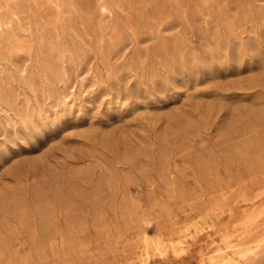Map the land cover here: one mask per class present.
I'll return each instance as SVG.
<instances>
[{
  "label": "rangeland",
  "instance_id": "obj_1",
  "mask_svg": "<svg viewBox=\"0 0 264 264\" xmlns=\"http://www.w3.org/2000/svg\"><path fill=\"white\" fill-rule=\"evenodd\" d=\"M1 16L0 264H264V0Z\"/></svg>",
  "mask_w": 264,
  "mask_h": 264
},
{
  "label": "bare ground",
  "instance_id": "obj_2",
  "mask_svg": "<svg viewBox=\"0 0 264 264\" xmlns=\"http://www.w3.org/2000/svg\"><path fill=\"white\" fill-rule=\"evenodd\" d=\"M107 2V1H106ZM106 10V9H105ZM104 10V11H105ZM103 11V12H104ZM110 11V10H109ZM103 14V13H102ZM17 19V18H16ZM18 20V19H17ZM14 22H15V19L13 18V16H9V17H4V16H1V19H0V56L1 55H5V56H7V55H10V54H12V52H13V49L12 48H9V47H7V46H5L4 44H2L3 42H2V38H3V35H4V29L5 28H11V29H13V27H14ZM16 23V22H15ZM16 28V27H15ZM18 30H19V27H18ZM19 32V31H18ZM16 33H17V29H16ZM15 32H13V31H11V34H12V37H13V39H14V41H15V47L17 48V49H19V50H23V49H25V47H24V44H23V41L21 40V38H20V34L18 35V33L16 34ZM21 33V32H20ZM25 36V35H24ZM116 42V41H115ZM242 43V42H241ZM24 67V66H23ZM25 76V75H24ZM26 77V76H25ZM29 137V136H28ZM66 184V183H65ZM244 194V193H243ZM244 197V196H243ZM256 197V196H255ZM253 199V198H252ZM256 201V200H255ZM262 204V203H261ZM260 204V205H261ZM264 204V203H263ZM259 207V206H258ZM258 207H256V208H258ZM261 207V206H260ZM260 207H259V209H260ZM255 208V207H254ZM253 210V209H252ZM257 210V209H256ZM251 212V211H250ZM249 212V213H250ZM261 213V212H260ZM263 213V212H262ZM216 214V213H215ZM248 214V213H247ZM217 215H218V213H217ZM216 215V216H217ZM259 215V214H258ZM210 216V215H209ZM253 218V217H252ZM261 218H264V217H261ZM202 219H203V217H202ZM247 219V218H246ZM259 220V219H258ZM249 221H250V219H249ZM248 220H247V222H249ZM247 222H245V223H247ZM256 222V221H255ZM205 223H207V222H205ZM214 224V223H213ZM242 225V224H241ZM249 225V224H248ZM246 227V226H245ZM189 228V227H188ZM204 228V227H203ZM236 228V227H235ZM237 229V228H236ZM239 229V228H238ZM241 230H242V228H240ZM197 230V229H196ZM205 230V229H204ZM243 230H244V228H243ZM186 231V230H185ZM198 231H200V230H198ZM197 231V232H198ZM240 231V230H239ZM237 232V231H236ZM192 234V233H191ZM245 234V233H244ZM246 235V234H245ZM192 236V235H191ZM227 236V235H226ZM180 237V236H179ZM189 237V236H188ZM191 238V237H190ZM240 238V237H239ZM180 239V238H179ZM182 239V238H181ZM185 239H187L186 237H185ZM224 239V238H223ZM225 239H227V238H225ZM228 239H229V237H228ZM246 239H248V238H246ZM162 240V239H161ZM184 240V239H183ZM157 241V240H156ZM177 241V240H176ZM247 241V240H246ZM222 242V241H221ZM220 242V243H221ZM228 242V241H227ZM249 242V241H248ZM263 242H264V237H260V238H258L257 240H256V242H255V244H253V245H245V246H241V247H239V248H241V249H239V251L237 252L241 257H244L245 259L247 258H249L250 256H255L254 254L257 252V250H258V248L259 247H261V245L263 244ZM182 243H183V241H182ZM217 243V242H216ZM219 243V244H220ZM236 243H238V241L236 242ZM240 244L241 243H243V242H239ZM155 244V243H154ZM161 244V243H160ZM159 244V245H160ZM172 245H173V243H171ZM177 244V243H176ZM178 244H180L179 242H178ZM225 244H227V243H225ZM233 244V243H232ZM248 244V243H247ZM167 245V244H166ZM228 245V244H227ZM162 246H163V244H162ZM169 246V245H168ZM167 246V247H168ZM160 247V246H159ZM170 247H171V245H170ZM182 247V246H181ZM263 247V246H262ZM234 248V247H233ZM172 249H174V248H172ZM220 250H221V248H219ZM227 249V248H226ZM236 249H238V248H236ZM220 250H218V251H220ZM223 250V249H222ZM228 250H230V249H228ZM231 250H233V249H231ZM263 250V249H262ZM217 251V250H216ZM264 251V250H263ZM182 252V250L180 251V253ZM225 252H227V251H225ZM224 251L222 252H219V254L218 255H215L214 254V256H211L210 257V262L212 263V264H229V263H231V262H233L235 259L233 258V257H231V256H224L223 255V253H225ZM175 253H176V251H175ZM183 253H184V251H183ZM164 254V253H163ZM177 254V253H176ZM213 254V253H212ZM257 254H259V253H257ZM223 255V256H222ZM227 255H228V253H227ZM234 255V254H233ZM208 257V256H207ZM209 258V257H208ZM251 258H253V257H251ZM258 258V255H256V259ZM259 259V258H258ZM263 259V258H262ZM252 260V259H251ZM255 260V259H254ZM261 260V259H260ZM258 260H256L255 262H257ZM261 261H263V260H261ZM244 262H245V260H244ZM254 262V261H253ZM240 263V262H239ZM246 263V262H245ZM248 263V262H247ZM250 263H252V262H249V264ZM257 263H260L259 261L257 262ZM264 263V262H263ZM237 264V263H236ZM242 264V263H241ZM244 264V263H243ZM254 264V263H253Z\"/></svg>",
  "mask_w": 264,
  "mask_h": 264
}]
</instances>
